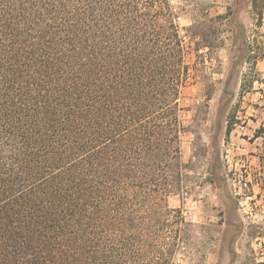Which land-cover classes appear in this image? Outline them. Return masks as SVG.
I'll return each mask as SVG.
<instances>
[{
  "label": "trees",
  "instance_id": "trees-1",
  "mask_svg": "<svg viewBox=\"0 0 264 264\" xmlns=\"http://www.w3.org/2000/svg\"><path fill=\"white\" fill-rule=\"evenodd\" d=\"M247 1L262 28L264 0ZM254 44L251 63L264 58ZM196 47L171 0H0V264L191 254L196 226L168 200L182 190L181 90L199 68L186 60L211 46ZM254 139L258 165L244 196L229 195L237 205L264 204V126ZM263 234L264 216L249 235Z\"/></svg>",
  "mask_w": 264,
  "mask_h": 264
},
{
  "label": "rangeland",
  "instance_id": "rangeland-1",
  "mask_svg": "<svg viewBox=\"0 0 264 264\" xmlns=\"http://www.w3.org/2000/svg\"><path fill=\"white\" fill-rule=\"evenodd\" d=\"M171 5L184 42L197 49L205 39L211 46L188 56L186 63L199 68L179 100L182 190L168 205L196 228L193 251L178 255L175 264H264V234L249 235L250 225L263 220L264 204L247 197L237 205L229 197L244 196L250 180L245 172L258 165L260 140L254 136L264 126V58L256 63L246 58L249 43L264 46V22L262 28L255 25L247 0H171ZM202 21L205 28L187 32ZM250 77L260 81L244 90Z\"/></svg>",
  "mask_w": 264,
  "mask_h": 264
}]
</instances>
